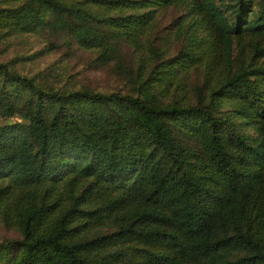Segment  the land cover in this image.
Listing matches in <instances>:
<instances>
[{"label": "trees", "instance_id": "1", "mask_svg": "<svg viewBox=\"0 0 264 264\" xmlns=\"http://www.w3.org/2000/svg\"><path fill=\"white\" fill-rule=\"evenodd\" d=\"M246 1L0 0V36H68L130 84L61 89L0 60V220L20 234L0 264H264V0ZM170 4L173 54L147 40Z\"/></svg>", "mask_w": 264, "mask_h": 264}, {"label": "rangeland", "instance_id": "2", "mask_svg": "<svg viewBox=\"0 0 264 264\" xmlns=\"http://www.w3.org/2000/svg\"><path fill=\"white\" fill-rule=\"evenodd\" d=\"M223 7L234 0H217ZM256 6L257 0L246 1ZM229 15V12H227ZM188 18L184 9L178 5L157 8L153 20L147 28V40L154 45L166 48L173 54L182 44V36ZM68 36H52L47 32H18L0 36V60H5L19 72L34 77L38 82L61 89L88 88L95 91L130 90L128 79L123 73L114 70L110 64H97L94 61L95 51L79 47L74 41L66 42ZM127 63L133 68L147 63V54H140L129 45L122 47ZM203 74L201 69L191 70L187 78L191 100L196 98L193 89L200 87ZM226 107H222L225 109ZM244 130L256 134L251 128ZM0 181H7L1 178ZM15 227H8L0 220V242L19 239ZM14 250L7 254L11 259ZM4 264H10L6 262Z\"/></svg>", "mask_w": 264, "mask_h": 264}]
</instances>
